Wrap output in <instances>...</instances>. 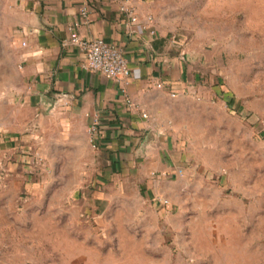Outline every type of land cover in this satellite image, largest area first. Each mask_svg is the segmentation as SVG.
Here are the masks:
<instances>
[{"label":"rangeland","instance_id":"obj_1","mask_svg":"<svg viewBox=\"0 0 264 264\" xmlns=\"http://www.w3.org/2000/svg\"><path fill=\"white\" fill-rule=\"evenodd\" d=\"M152 1L204 82L185 169L149 195L88 129L0 104V264H264V0Z\"/></svg>","mask_w":264,"mask_h":264},{"label":"crops","instance_id":"obj_2","mask_svg":"<svg viewBox=\"0 0 264 264\" xmlns=\"http://www.w3.org/2000/svg\"><path fill=\"white\" fill-rule=\"evenodd\" d=\"M154 4L0 0V104L24 106L29 121L57 116L72 122L67 136L73 147L85 138L87 144L84 130L95 127L96 146L90 132L89 140L95 150L107 154L108 175L125 171L136 175L149 195L159 194V186L185 169L184 136L194 122L183 119L193 111L189 106L204 100L198 97L204 84L201 75L182 43H175L162 27ZM85 7L87 18L81 14ZM122 7L134 9L138 22L133 23ZM151 27L156 35L150 33ZM72 33L103 38L121 48L130 77L118 82L86 70L82 51L66 43ZM123 88L133 107H128ZM2 119H8L3 109ZM18 141L16 136L12 144Z\"/></svg>","mask_w":264,"mask_h":264},{"label":"built area","instance_id":"obj_3","mask_svg":"<svg viewBox=\"0 0 264 264\" xmlns=\"http://www.w3.org/2000/svg\"><path fill=\"white\" fill-rule=\"evenodd\" d=\"M124 12L128 13L133 23L138 22V17L135 15L132 8H121ZM82 16L88 17V8L85 7L81 10ZM152 20V17H148V21ZM145 27V26H144ZM152 35H156L157 30L154 27L149 28ZM172 40L175 43L181 42L172 35ZM79 47L84 55L83 67L90 71L100 73L108 79H112L118 82H124L131 75V70L128 64V59L125 56L123 50L117 45L111 44L103 38H83L77 33H72L70 39L66 41ZM159 84V87H162ZM126 96L128 107H133L132 99L130 98L127 90L122 89ZM172 96H176V93H172ZM143 117H147L146 113H142ZM91 133V142L96 146V128L93 127L89 130Z\"/></svg>","mask_w":264,"mask_h":264}]
</instances>
